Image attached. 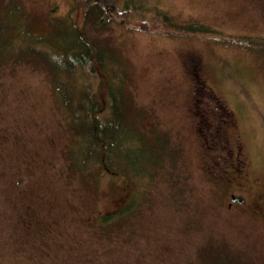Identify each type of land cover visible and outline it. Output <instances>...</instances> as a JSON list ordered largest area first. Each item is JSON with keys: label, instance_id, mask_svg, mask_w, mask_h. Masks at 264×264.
I'll return each mask as SVG.
<instances>
[{"label": "rangeland", "instance_id": "obj_1", "mask_svg": "<svg viewBox=\"0 0 264 264\" xmlns=\"http://www.w3.org/2000/svg\"><path fill=\"white\" fill-rule=\"evenodd\" d=\"M131 1L129 27L97 30L89 14L85 33L123 65L126 118L151 148L165 138L162 162L131 180L75 168L53 74L39 57L11 65L0 73V264H264V0ZM5 2L0 24L15 4L35 35L82 17L75 0ZM133 196V215L100 223Z\"/></svg>", "mask_w": 264, "mask_h": 264}, {"label": "trees", "instance_id": "obj_2", "mask_svg": "<svg viewBox=\"0 0 264 264\" xmlns=\"http://www.w3.org/2000/svg\"><path fill=\"white\" fill-rule=\"evenodd\" d=\"M127 1L75 0L82 7L81 19L69 11L65 17L51 21L48 33L40 35L19 23L21 10L12 4L5 15L8 23L0 24V73L11 65L20 66L30 57L41 58L54 76L50 82L54 96L76 132L77 147L71 155L74 167L87 170L93 166L102 173L131 180L153 174L150 166L155 168L162 162L167 142L156 138V145L151 148L136 120L126 118L124 104L128 98L123 65L113 52L100 47L85 33L89 14L95 16L97 30L108 20L129 27L132 21ZM7 2L10 5L11 0ZM7 25L15 33L6 31ZM136 27L146 31L148 26L140 23ZM135 203L133 196L116 212L100 216V223L108 225L128 219L135 213Z\"/></svg>", "mask_w": 264, "mask_h": 264}, {"label": "water", "instance_id": "obj_3", "mask_svg": "<svg viewBox=\"0 0 264 264\" xmlns=\"http://www.w3.org/2000/svg\"><path fill=\"white\" fill-rule=\"evenodd\" d=\"M230 201H231V202H237V203H239V204H241V203L243 202V200H242L241 198H239V197H235V196H232V197L230 198Z\"/></svg>", "mask_w": 264, "mask_h": 264}, {"label": "flooded vegetation", "instance_id": "obj_4", "mask_svg": "<svg viewBox=\"0 0 264 264\" xmlns=\"http://www.w3.org/2000/svg\"><path fill=\"white\" fill-rule=\"evenodd\" d=\"M236 173H239V170H237V172ZM232 196H234V195H231L230 196V198L232 197ZM236 197V196H235ZM240 198V197H239ZM242 199V198H241ZM243 200V199H242ZM231 202V201H230ZM233 203H237V202H231L230 204H229V206H231ZM244 203V200H243V202L241 203V204H243ZM237 204H239V203H237Z\"/></svg>", "mask_w": 264, "mask_h": 264}]
</instances>
